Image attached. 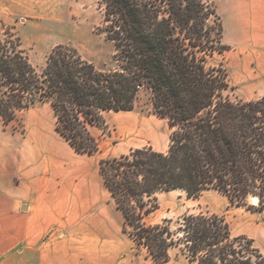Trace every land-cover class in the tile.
Listing matches in <instances>:
<instances>
[{
	"label": "trees",
	"instance_id": "16d2710c",
	"mask_svg": "<svg viewBox=\"0 0 264 264\" xmlns=\"http://www.w3.org/2000/svg\"><path fill=\"white\" fill-rule=\"evenodd\" d=\"M102 32L113 44L114 66L98 68L58 44L38 69L21 37L5 26L0 36V117L5 124L36 103L50 105L55 131L77 152L99 149L90 132L108 111H132L138 93L170 129L168 146L133 148L98 162V172L124 218L123 230L146 250L149 264H168L178 248L195 264H264L245 235L233 236L223 216L183 215L148 224L157 194L188 197L209 189L234 205L264 210V96L232 100L228 71L210 64L221 53L223 25L210 0H100ZM249 194L258 197L247 204Z\"/></svg>",
	"mask_w": 264,
	"mask_h": 264
},
{
	"label": "rangeland",
	"instance_id": "374dc122",
	"mask_svg": "<svg viewBox=\"0 0 264 264\" xmlns=\"http://www.w3.org/2000/svg\"><path fill=\"white\" fill-rule=\"evenodd\" d=\"M24 3L28 5L31 1ZM34 4L36 9L27 11L20 18L2 16L0 36L3 27H12L21 37L22 47L30 61L38 69L43 67L46 56L58 44L75 48L83 58L93 62L98 68L109 69L114 66L113 44L102 32L103 7L100 0H34ZM209 61L213 65L222 64L227 69L230 86L227 94L230 99L247 101L254 97L248 96V90L237 83L234 65L230 64L228 46L221 53L215 52ZM3 124L0 146L10 147L11 154L35 153L40 157V177L43 178L44 187L55 189V201L72 205L83 203L86 207L99 205L101 213L108 219L116 217L112 213L113 201L98 172L99 160L118 157L133 148L143 146L165 151L170 134L167 121L152 111L150 94L146 89L138 93L132 111L105 112L103 123L90 127L91 134L99 143L98 151L92 155L75 151L55 131V116L47 103H36L19 112L14 120ZM33 139L40 140L37 151L36 147L30 145ZM82 183H85L82 186L84 193L80 190ZM92 186L95 195L88 192ZM246 202L251 204L248 199ZM157 203L158 207L145 219L148 224L168 219L174 227L183 215L201 212L224 217L220 212L224 205V196L214 189L191 197L181 190L160 192L157 194ZM243 208L246 209L245 206ZM75 213L76 210H71L72 216L75 217ZM119 219L120 229L123 230L122 218ZM224 219L228 223L225 217ZM122 233L126 250L138 256L139 264H149L150 260L145 258L146 250L138 248L124 230ZM169 257L171 264H190L178 248L169 249Z\"/></svg>",
	"mask_w": 264,
	"mask_h": 264
},
{
	"label": "crops",
	"instance_id": "0c3cea01",
	"mask_svg": "<svg viewBox=\"0 0 264 264\" xmlns=\"http://www.w3.org/2000/svg\"><path fill=\"white\" fill-rule=\"evenodd\" d=\"M210 1L222 19V42L229 47L237 83L251 91H246L251 100L264 96V0ZM35 9L34 0H0V20ZM2 125L0 117V132ZM30 145L37 151L40 140ZM43 183L40 157L11 154L10 147L0 146V264H139L126 250L119 219L124 225V218L113 200L116 218L108 219L99 205L55 201V189ZM94 191L92 186L88 192ZM220 212L232 235L251 238L264 255V210H246L224 196Z\"/></svg>",
	"mask_w": 264,
	"mask_h": 264
},
{
	"label": "water",
	"instance_id": "95a60500",
	"mask_svg": "<svg viewBox=\"0 0 264 264\" xmlns=\"http://www.w3.org/2000/svg\"><path fill=\"white\" fill-rule=\"evenodd\" d=\"M255 197H257V196H256V195H253V194H249V195L247 196V199H248L250 202H253V199H254Z\"/></svg>",
	"mask_w": 264,
	"mask_h": 264
},
{
	"label": "bare ground",
	"instance_id": "6f19581e",
	"mask_svg": "<svg viewBox=\"0 0 264 264\" xmlns=\"http://www.w3.org/2000/svg\"><path fill=\"white\" fill-rule=\"evenodd\" d=\"M257 200H258V197H255V198L253 199L254 202H257Z\"/></svg>",
	"mask_w": 264,
	"mask_h": 264
}]
</instances>
